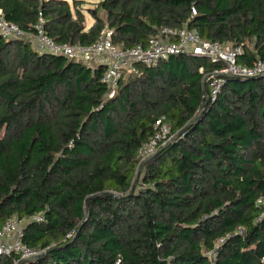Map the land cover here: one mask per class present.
Instances as JSON below:
<instances>
[{"label":"trees","instance_id":"trees-1","mask_svg":"<svg viewBox=\"0 0 264 264\" xmlns=\"http://www.w3.org/2000/svg\"><path fill=\"white\" fill-rule=\"evenodd\" d=\"M0 9L24 33L41 14L58 44H92L107 28L131 47L187 27L240 47V65L264 60V0H0ZM137 67L109 93L103 63L0 36V230L16 220L36 251L1 253L0 264H264V73L227 77L206 102L218 68L206 57ZM158 120L169 134L142 159Z\"/></svg>","mask_w":264,"mask_h":264},{"label":"built area","instance_id":"built-area-1","mask_svg":"<svg viewBox=\"0 0 264 264\" xmlns=\"http://www.w3.org/2000/svg\"><path fill=\"white\" fill-rule=\"evenodd\" d=\"M190 11L192 15L196 12L194 7H191ZM33 29L32 33H24L16 24L7 21L0 9V36L2 38L22 39L26 37L33 40L36 49L41 53L52 56L62 55L86 65L103 63L105 69L102 80L108 85L109 93H114L120 80L128 75L137 74L139 70L137 65L150 68L171 56L185 53L206 57L209 62L218 66L214 74L207 79V89L211 99L217 95L225 79V77L219 78L216 75L225 74L246 78L264 73V60H257L251 67L240 65L236 62V57L241 52L240 47L205 39L196 28L164 26L159 34L150 37L145 45L137 44L131 47L114 44L112 31L107 28L92 44H58L45 33L44 18L41 14L38 15ZM169 131L170 127L158 120L154 124L153 134L138 149V156L143 159L153 154L158 144L166 139ZM257 204L262 206L260 216L264 215V195L258 197ZM34 218L41 219V217ZM6 237L10 239L5 240ZM20 237L21 232L16 220L7 221L0 230V254L15 251L21 253L22 258L34 256L36 251L22 244ZM118 262H120L119 259Z\"/></svg>","mask_w":264,"mask_h":264},{"label":"rangeland","instance_id":"rangeland-1","mask_svg":"<svg viewBox=\"0 0 264 264\" xmlns=\"http://www.w3.org/2000/svg\"><path fill=\"white\" fill-rule=\"evenodd\" d=\"M94 7H95V6H94L91 2L84 3L83 6H82V13H83V15H84V17H85V21H86V24H87V25L90 24V23L92 22L91 15H90V13L87 11V9H93ZM99 15L101 16L102 13L99 12ZM28 40H30V42L32 43V47H35V44H34L33 40H32V39H29V38H28Z\"/></svg>","mask_w":264,"mask_h":264},{"label":"water","instance_id":"water-1","mask_svg":"<svg viewBox=\"0 0 264 264\" xmlns=\"http://www.w3.org/2000/svg\"><path fill=\"white\" fill-rule=\"evenodd\" d=\"M216 77H225V78H227V77H234V78H242V77H237V76H231V75H225V74H220V75H216ZM246 78H251V77H246ZM204 88H205V95H206V102L210 99V97H209V95H208V90H207V85H206V82L204 83ZM206 102H205V104H206ZM204 104V105H205ZM24 261V259H21L19 262H18V264H20L21 262H23Z\"/></svg>","mask_w":264,"mask_h":264}]
</instances>
